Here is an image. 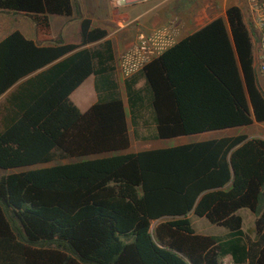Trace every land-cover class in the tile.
I'll return each instance as SVG.
<instances>
[{"label":"trees","instance_id":"obj_1","mask_svg":"<svg viewBox=\"0 0 264 264\" xmlns=\"http://www.w3.org/2000/svg\"><path fill=\"white\" fill-rule=\"evenodd\" d=\"M0 12L29 18L37 34L0 40V96L17 84L0 110V170L80 159L0 177V264H264V139L122 153L126 107L133 128L147 114L143 140L264 123L238 7L126 78V107L105 29L82 19L74 42L52 38L51 18H71L72 0H0ZM90 76L96 100L81 112L70 96ZM241 210L254 215L253 239ZM190 214L228 233L197 234Z\"/></svg>","mask_w":264,"mask_h":264},{"label":"crops","instance_id":"obj_2","mask_svg":"<svg viewBox=\"0 0 264 264\" xmlns=\"http://www.w3.org/2000/svg\"><path fill=\"white\" fill-rule=\"evenodd\" d=\"M87 1H89L88 3L91 4L93 3V5L95 6L98 3V8L100 9L101 13L104 16L107 15V11H108L107 8L108 7L110 8L108 4V0H87ZM72 3H73V15L71 18H63V17L51 18L52 38H56V36H54L53 34V24L55 22L60 21L62 22L63 25H65V27H67L69 24H72V35H74V37L76 38L79 34L80 21L82 19H89L84 16V0H72ZM143 4L148 5L144 13L140 15H136L133 18L128 15L125 16L122 13L123 12L122 10L118 12L115 16L109 15L113 19L112 24L117 27V29L114 30L113 32L107 31V29H105L102 26L94 25L91 21L93 27H99L105 29L108 32L106 39L110 40L113 45L115 60H116V50L119 49L121 45L122 48H126L128 46L129 48L132 47L127 51L126 53L127 55L136 46L139 45L140 39L142 37L145 40H147L148 48L150 50L151 49L154 50L153 52L156 51V53L154 54L152 53V56H151V52L149 53L150 56H148L149 54L147 56L143 54H140V57L135 56L136 59H134V62L135 61L138 62L139 69L145 63L151 60L153 57H156L167 48L173 46L178 41L182 40L183 38L191 35L195 31L204 27L212 20L216 18H225V11L230 6L238 7L244 15V20L246 19V0H168L166 2H147ZM7 15H12V14H7ZM22 18L24 19V21L21 23L20 29H14V30L20 31L27 39L36 41L37 34L34 23L29 18L23 16ZM26 20H29L32 23H29ZM6 26L7 27H5V29L0 30V40H2L4 37H6L9 33L13 31L10 30L11 29L10 24ZM126 30H129V32L126 33ZM67 34L68 31H66L65 33H61L57 37H61L66 42H74L75 40H69L68 38L69 36ZM122 35H125L124 39L121 38V40L118 41L119 36ZM42 45L45 44L42 43ZM116 70L118 73L117 62H116ZM137 71L133 73H127L125 69H123V73H124V76H122L123 81L126 78L131 77ZM38 72H35L29 75L28 77H33ZM117 73H116V77L118 80ZM89 78H91L92 80V88H93V77L90 76L87 79ZM258 81L260 84V79H258ZM119 85L122 91L123 100L125 101L123 87H121L120 83ZM16 86L17 84L0 96V110L2 109L3 105H5V100L8 98L9 94L14 90ZM78 88L70 96V99L73 103H75L73 100L74 98L73 96L75 94L79 93V95L83 96L84 92H87V90L80 92ZM92 90L94 96L93 99V103H94L96 100V95L94 92V88ZM0 113L2 114L1 111ZM225 137H229V136H225ZM149 141L151 142L157 140H147V142ZM130 147H131V142L129 148ZM156 149H160V148H156ZM135 152L136 150L131 153H135Z\"/></svg>","mask_w":264,"mask_h":264},{"label":"rangeland","instance_id":"obj_3","mask_svg":"<svg viewBox=\"0 0 264 264\" xmlns=\"http://www.w3.org/2000/svg\"><path fill=\"white\" fill-rule=\"evenodd\" d=\"M89 1L84 0V16L89 18L94 25H99L107 29L109 32H113L114 30L117 29L116 26L112 24V16H115L118 12L121 10L123 11L122 13L125 16H131L132 18L136 15H140L144 13L148 5L144 4H137L133 6H129L123 9L119 10H113L110 9L109 7L107 8V15L104 16L100 9L98 8V3L93 5V3H88ZM24 21L22 16L20 15H7L3 14L0 12V30L5 29L7 27L6 25L10 24L11 29H20L21 23ZM29 23H32L29 20H26ZM246 25L249 28L248 23L245 21ZM62 24V22L57 21L53 24V34L54 36H59L61 33H65L68 31V38L69 40H74L75 37L72 35V24H69L67 27ZM9 30V31H10ZM129 30H126V33H128ZM253 34L250 32V35ZM116 35V34H115ZM125 35L119 36L118 41L124 39ZM256 38V36L254 35ZM257 41V38H256ZM121 45V44H120ZM132 48V47H131ZM128 47L122 48L119 47V49L116 50V62H117V69H118V81L121 84V87H123V69H124V62L123 58L125 57L127 51L131 49ZM154 50H150L151 56ZM150 56V54L148 55ZM141 85V83L139 84ZM260 87L262 91L264 92V79H260ZM80 92L87 90L88 93V98H84L83 96L79 95V93L75 94L73 97L74 104L78 107V109L81 112L86 111L91 104H93V88H92V80L91 78L87 79L79 88ZM91 91V92H90ZM125 107H126V101H124ZM126 114H127V122L129 125V137H130V142H131V147L122 153H131L136 150V152L143 151V150H150V149H156V148H169V147H175L178 145H183V144H189V143H194V142H199L203 140H210V139H216L220 137H225V136H237V135H245L247 137L251 138H264V123H256L254 122L250 126L246 127H238V128H233V129H226V130H221V131H215V132H207L203 134H197V135H191V136H183V137H177L169 140H157V141H149L141 139V137L147 136L152 132V126L149 124L144 125L143 121L148 120V116L145 113L144 114V119L143 121H139L138 126L136 128H133L130 123V119L128 116L127 112V107H126ZM88 158V157H87ZM87 158H84L86 160ZM80 159H70V160H58L54 161L48 164H42V165H35L31 167H26V168H17V169H9V170H0V177L10 174V173H17L25 170H30V169H36V168H42V167H49V166H54L57 164H63V163H68V162H74V161H79ZM239 215L242 218V230L245 235L249 236L251 239L254 238V215L249 212L248 210H241L239 212ZM189 219L191 222V225L194 229V231L197 234L201 235H206V236H219V237H225L228 231L225 228L212 225L210 224L205 218H198L192 214L189 215ZM155 222L152 223L151 229L155 226ZM222 264H233L232 260L230 257H225L222 260Z\"/></svg>","mask_w":264,"mask_h":264},{"label":"built area","instance_id":"obj_4","mask_svg":"<svg viewBox=\"0 0 264 264\" xmlns=\"http://www.w3.org/2000/svg\"><path fill=\"white\" fill-rule=\"evenodd\" d=\"M168 0H108L111 9L119 10L129 6L143 4L147 2H166ZM251 34L253 46V69L258 79H264V0H246V19ZM254 35L257 38L254 37ZM150 53L148 41L143 37L140 43L124 58V69L127 73H133L139 69L135 56L143 54L147 56ZM133 60V61H132Z\"/></svg>","mask_w":264,"mask_h":264}]
</instances>
